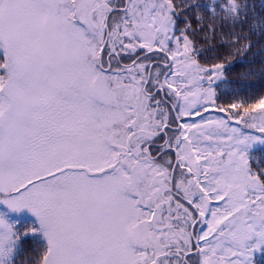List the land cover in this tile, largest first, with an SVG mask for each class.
<instances>
[{
	"label": "snow or ice",
	"instance_id": "6c2138e0",
	"mask_svg": "<svg viewBox=\"0 0 264 264\" xmlns=\"http://www.w3.org/2000/svg\"><path fill=\"white\" fill-rule=\"evenodd\" d=\"M257 55L248 0H0V264H264Z\"/></svg>",
	"mask_w": 264,
	"mask_h": 264
},
{
	"label": "trees",
	"instance_id": "16d2710c",
	"mask_svg": "<svg viewBox=\"0 0 264 264\" xmlns=\"http://www.w3.org/2000/svg\"><path fill=\"white\" fill-rule=\"evenodd\" d=\"M201 3H206L207 0H200ZM248 3L250 5L255 6V11L257 14H260L264 9L261 8L262 0H248ZM261 59H264V57H260L259 55L255 58V68L258 71L260 66ZM247 71V65L240 62L239 58L234 60L232 62V67L228 73V79L233 84L236 85H257L258 84V78L252 79V80H241L240 79V73ZM254 159H253V165L256 166L257 160L259 161L260 166H264V149H258L254 153Z\"/></svg>",
	"mask_w": 264,
	"mask_h": 264
},
{
	"label": "rangeland",
	"instance_id": "374dc122",
	"mask_svg": "<svg viewBox=\"0 0 264 264\" xmlns=\"http://www.w3.org/2000/svg\"><path fill=\"white\" fill-rule=\"evenodd\" d=\"M258 149H264V148H257V150H258ZM25 214H26L27 216L31 217V213H28L27 210H25Z\"/></svg>",
	"mask_w": 264,
	"mask_h": 264
}]
</instances>
